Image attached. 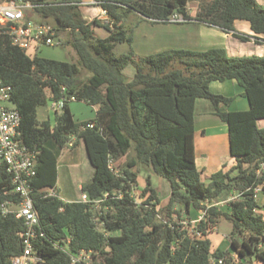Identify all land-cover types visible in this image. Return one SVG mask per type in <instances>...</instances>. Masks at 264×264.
<instances>
[{"label": "trees", "instance_id": "16d2710c", "mask_svg": "<svg viewBox=\"0 0 264 264\" xmlns=\"http://www.w3.org/2000/svg\"><path fill=\"white\" fill-rule=\"evenodd\" d=\"M16 1L39 4L30 16L40 22L51 18L58 30L68 31L66 42L77 56L68 62L40 56V48L28 53L0 27V77L12 87L22 141L36 153L31 195L45 235L34 245L48 264H84L72 263L81 251H92L93 264H254L253 257L264 262V216L256 200V189L264 190V128L257 124L264 117V56H230L223 47L139 56L132 47L133 30L124 22L129 12L152 22H170L180 14L248 40L236 31L235 21L247 20L255 35H264V5L257 0H195L198 9L191 16L190 0H95L107 12L105 23L83 18L80 4L87 0ZM98 25L107 29L106 37L96 35ZM122 43L129 44V52L116 54ZM131 63L136 71L128 79L124 69ZM83 70L89 73L86 78ZM227 79L242 86L249 109H222L233 98L213 93L210 83ZM72 97L96 106V116L75 119ZM198 98L208 99L227 123L236 160L214 172L208 183L196 162ZM49 101H62L54 124L38 117V108ZM72 136L86 142L95 169L82 187L88 201L47 195L57 186L59 158ZM111 161L119 162L118 171ZM143 170L149 175L138 202L135 189ZM151 172L171 186L162 206ZM12 190V177L0 163V201L18 200ZM224 191H236L239 198L226 209L209 205ZM191 209L204 214L192 232L185 225L191 223L182 219ZM221 218L233 225L231 248L212 251L209 234ZM24 229L22 219L0 214V264H12L21 254Z\"/></svg>", "mask_w": 264, "mask_h": 264}, {"label": "crops", "instance_id": "0c3cea01", "mask_svg": "<svg viewBox=\"0 0 264 264\" xmlns=\"http://www.w3.org/2000/svg\"><path fill=\"white\" fill-rule=\"evenodd\" d=\"M88 1L93 3L92 0H87V2ZM257 1L264 5V0ZM95 4L98 6L97 8L101 10V14L103 16L105 10L97 2ZM188 8L190 15L195 16L198 9V1L190 0ZM81 12L82 14H85L82 10ZM138 26V28L136 27L137 29L135 28L133 31L132 47L139 56H145L142 53H148L146 54L147 56L167 49H192L201 51L217 47L225 48L230 56H264V35H255L250 23L247 20H236L235 29L241 34L248 35V40H243L236 37L232 32H225L219 27L210 26L196 20L187 22H172L168 24V22L153 23L147 18H142ZM154 29H159L158 34H151L150 31H148ZM95 30L96 32L99 31L98 29ZM135 30H138L140 40L136 37L137 33H135ZM146 31L150 34L146 33ZM107 34L103 33L101 35L106 37ZM60 37L63 40L65 39L64 35H60ZM210 89L213 93L233 98V101L229 105L221 106L223 110H247L250 107L248 99L243 95L242 86H240L235 79L212 81L210 83ZM71 102L70 108L75 119L85 121L96 116L97 107L91 105L93 113L92 116L89 115L88 118L82 119L77 118ZM50 110L54 112L51 108ZM47 117L48 118L45 119L51 120L49 112ZM194 122L196 162L198 168L202 171V176L205 175V177L209 178L214 172L218 171L223 166L230 168L235 165L236 160L230 154L228 125L223 122L217 114H215L211 102L208 99L198 98L196 100ZM257 124L259 127L264 128V117L259 118L257 120ZM237 198H239V194L236 191H224L211 203H209V205H218L226 209L228 202ZM256 200L258 204L257 211L264 216V190H260L257 193ZM162 205L163 202H161V206ZM182 217V219H185L183 220L184 223H187V217H192V221H197L203 217V212L191 209L189 215L183 212ZM217 231L218 225L209 234V238L212 242V251L216 249H230V238H226V240L229 241L227 243L224 241L225 239L217 237L214 240L212 238ZM224 243L227 245L224 246ZM233 255L237 258L236 254ZM255 263L264 264L262 261L254 262V264Z\"/></svg>", "mask_w": 264, "mask_h": 264}, {"label": "built area", "instance_id": "2783aa9c", "mask_svg": "<svg viewBox=\"0 0 264 264\" xmlns=\"http://www.w3.org/2000/svg\"><path fill=\"white\" fill-rule=\"evenodd\" d=\"M84 2L89 3V1ZM38 6L40 5L30 1L0 0V27L8 32L13 44L28 53L42 46L58 44L63 40L59 39L56 42V37H61L54 24L46 21L40 22L30 16L29 12H35ZM104 13L107 15L106 10ZM169 21L185 22L187 19L180 14H174ZM11 91L12 87L5 84L0 77V163L6 165L12 177V192L18 195V200L0 201V214L12 213L25 223V229L21 233L23 250L21 254L12 258V264H48L34 245L35 240L45 235L31 195L33 192L31 183L37 174L36 153L22 141L21 115L11 102ZM71 100H75V97H72ZM52 105L54 111H58L61 109L62 101H53ZM260 190V188L256 189V195ZM47 195L55 196L57 193L54 190H49ZM80 200L88 201V193L83 192ZM197 234L200 233L197 232ZM64 249L68 251L67 247ZM91 254L92 251H81L72 256V263L93 264ZM221 261L219 262L221 263Z\"/></svg>", "mask_w": 264, "mask_h": 264}, {"label": "rangeland", "instance_id": "374dc122", "mask_svg": "<svg viewBox=\"0 0 264 264\" xmlns=\"http://www.w3.org/2000/svg\"><path fill=\"white\" fill-rule=\"evenodd\" d=\"M92 1L93 3L83 2L80 4V10H82L85 13V14H82L83 18L89 22H91L95 18H99L103 22L106 23L108 21L107 15H105L102 12L103 13V16H102L101 10L98 9L97 8L98 6L95 4L96 3L95 0H92ZM141 20L142 18L137 13L129 12L127 16L125 17L124 22H125L126 28L132 29L134 31V29L139 25ZM43 21L54 24V20L51 18L43 19ZM153 23H156V22H153ZM169 23H172V21L168 22V24ZM95 29L99 30L98 32H96V35L99 37H103V35H101L103 33L105 34L108 33L107 29L102 25L96 26ZM148 31H150L151 34H158L159 29L148 30ZM57 33L59 35H64L65 39L62 40V38L56 37V42H58L59 39H61L62 41L55 45L42 46L40 48L39 55L43 57H47V58H52V59L61 60V61H68V62H73L77 60L75 51L66 42V38L68 36L70 37V33L64 30H57ZM135 33H137L136 37L139 38L140 40V35H138V30H135ZM146 33H149V32L146 31ZM129 49H130V46L128 43H122L116 46L115 52L116 54H123V53L129 52ZM142 54L146 56V54L148 53H142ZM135 71H136L135 65L131 63L124 69V74L128 79H132L135 74ZM88 75H89L88 71L83 70L82 78H86ZM52 102L49 101L47 105L41 106L39 108L38 117L42 121L45 118H48L47 115L49 112V116L54 124L56 121L57 110L54 111ZM71 104H72L73 110L75 111L77 118L82 119V118H88L89 115L92 116L93 113H92L91 105L83 101H72ZM50 108L54 112H52ZM129 155H131V153L130 154L128 153L124 158H122L121 162L125 160ZM118 163L119 162L111 161V165L115 171H118L119 169V167L117 166L119 165ZM58 170H59L58 171L59 177H58L57 186L50 190L51 191L54 190L57 193V195L64 200H80L82 197V193H83L82 187L88 184L92 180L94 176V171H95L94 166L92 165L90 161L85 141H83L80 138H77L76 136H72L71 141L67 144L62 154L60 155ZM147 175L149 174L146 170H143L140 173L138 185L136 186V189H135V198L138 202L143 200L142 189L144 188L146 184ZM150 177H151L153 186L159 192L161 202H163V204L167 203L169 194L171 192V186H170L169 181L154 172L150 173ZM202 179L206 183L209 182V178L205 177V175L202 176ZM188 219H187V222L188 223L190 222L191 225L189 224H185V225H187L188 229H190V231L192 232L193 227H195L198 224V220L192 221V217H188ZM232 229H233V225L231 221L225 218H221L218 223V231L212 236V238L215 240L217 237H219L221 239H225L224 241H226L227 243L229 241L226 240V238L227 237L230 238ZM226 243H224V246L227 245ZM235 259L238 260V257ZM253 261L257 262L259 260L253 257Z\"/></svg>", "mask_w": 264, "mask_h": 264}]
</instances>
